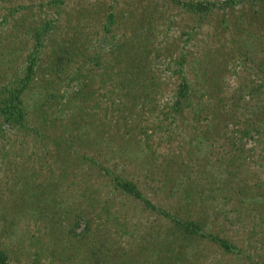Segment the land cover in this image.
Instances as JSON below:
<instances>
[{"label": "rangeland", "instance_id": "obj_1", "mask_svg": "<svg viewBox=\"0 0 264 264\" xmlns=\"http://www.w3.org/2000/svg\"><path fill=\"white\" fill-rule=\"evenodd\" d=\"M185 1L208 2L209 12L203 17L198 16L186 8ZM259 4L255 0H0V85L11 79L13 74L20 76L23 66L34 59V73L21 92L26 110L23 120L25 125L22 129H17L0 123V208L4 206V217L1 218L0 215V247L5 248L10 263L96 264L92 257L67 258L70 252L55 254V250H52L54 247L58 252L67 246L73 251L75 244L70 242L64 246L65 240L58 237L62 236V229L54 226L53 222H47L45 213L48 210L38 203L49 198L50 204L55 205L60 212L61 208L67 207L79 197L83 184L94 190V196L98 200L106 197L111 199L108 218L104 214H95L91 223L93 227L90 236L106 237L109 247L105 249V246L102 253L107 257L110 254L121 255L124 259L122 264H148L149 260L156 259L159 249L147 242L155 239L157 225L166 221L165 219L143 208L138 199L108 191V181L100 178L96 168L83 164L71 165L68 170H72L75 176L70 177L69 174L66 178L57 174L50 159L54 151L65 148L63 143L62 149L57 147L59 144L53 143V140L65 137L69 132H77L74 128L70 129L73 127L71 119L75 118L81 126H86L88 120L96 121L100 118L105 120L106 127H111L113 115L117 114L104 93L106 84L103 86L99 83L97 74L90 82L97 97L94 107H85L80 95L75 94L79 79L85 76L87 67L93 66V73L99 71V66L94 67L95 64L81 60L80 56L109 58L116 49L115 43L131 33L139 36H145L146 33L149 37L144 46L149 49L147 55L150 73L153 72L165 81L160 92L155 95L160 105L170 102L178 81L176 70L179 68L186 78L189 90L193 91V104L196 107H202L206 102L212 103V98L203 91L207 85L212 86L213 82L205 79L217 78V88H220L218 91L229 95V99H223L220 103L218 114L227 116L222 122L230 117L228 127L247 122L256 128L252 138L246 140L245 147H250V155L247 156L248 151L245 150L244 161L250 170L256 174L262 172L264 177V12L258 13V10H262ZM147 10L153 15L150 25L147 21L131 22L140 12ZM46 19L50 26L44 29L41 25ZM139 22L142 23L143 30H139ZM36 30L41 33L38 40L35 38ZM73 39L78 48L69 54L75 55L69 63L74 66L81 60L80 77L74 78L71 69L60 71L58 75L48 73L45 63L54 57L51 55H56L54 51L57 55H65L59 47L66 46ZM214 73H217L216 77ZM231 102L234 104L229 106L228 103ZM154 107H157L156 104ZM157 109H144L142 116L134 114L129 118L126 121L129 130L118 140L119 145L113 151L111 146L109 149L101 147L104 148L102 150L95 147L96 154L101 151L102 155L107 156V161L97 156L94 158L134 180L145 197L153 204L165 208L172 206L175 198L157 180L162 181V170L158 164L167 146L159 140L164 132L155 127V122L158 121L155 115L159 116ZM90 111L92 114L88 115ZM183 111L184 115L190 112L187 107ZM117 119L121 131L122 114L117 115ZM176 119L181 121L179 117ZM206 120L201 117L197 123L202 127ZM183 128L184 125L176 124L172 132L185 139L189 132L186 127L185 130H180ZM144 130L150 134L147 137L149 146L143 143ZM103 135V143L108 142L105 140V132ZM125 137L127 141L123 140ZM176 143L171 140L168 146L172 148ZM224 143L226 144L222 137L213 141L212 147L210 146L211 160L218 153L221 154L222 161L226 159ZM100 145L97 143L95 146ZM206 145L208 143H201L200 152L208 149ZM75 146L72 143L67 150L75 148L83 151L78 145ZM85 147L89 154L92 153L88 146ZM146 149L152 152L150 157L144 154ZM212 168L213 173H222V170H218V164H214ZM22 178L29 183L33 182V186L34 183H48L50 191L48 194L32 196L31 200L23 196L21 208L15 211L16 207L11 205V200H20ZM225 200L220 196L210 199L211 206L206 211L213 217L209 223L214 219L216 222L222 220L227 226L231 224L225 221L220 212L227 208V205L219 203ZM204 201L207 203V200ZM245 217L249 219L247 215ZM246 223V219L241 218L238 225L231 224L230 229L226 228L232 230L237 227L239 231H236L235 238L238 243L244 236L242 231ZM82 227L83 222L80 221L74 231L79 232ZM39 239L45 240V244L40 246ZM252 241L255 242L253 239ZM204 242L205 244L199 242L196 247L192 245L186 250L189 259L194 253L197 257H194L196 262L188 264H253L248 255H253L254 259L261 252L257 246L254 250L251 242L249 246L244 245L245 250L238 254L224 253L215 245ZM53 243L56 245H52ZM240 243L243 244L244 239ZM194 249L198 252L193 251ZM172 254V251L166 252L168 259L173 257ZM157 255H164L161 256L164 259L166 257L164 251H159ZM260 255L264 256L262 253ZM155 264H160L159 260ZM170 264L175 263L171 261Z\"/></svg>", "mask_w": 264, "mask_h": 264}, {"label": "trees", "instance_id": "obj_2", "mask_svg": "<svg viewBox=\"0 0 264 264\" xmlns=\"http://www.w3.org/2000/svg\"><path fill=\"white\" fill-rule=\"evenodd\" d=\"M255 1L260 2L259 5L261 6L259 8L262 10L260 12L258 10V13L261 14L262 11L264 12V0ZM184 5L188 10L195 12L201 17L206 15L210 9L209 3L203 1H185ZM152 16V12L147 10L142 13L140 12L131 22H135V20L140 22L147 21L150 25ZM140 22L138 25L142 24ZM41 26L46 29L47 26H50L49 20H44ZM139 30H143L142 25ZM35 34V38L38 40L41 34L40 31L36 30ZM144 35L139 36L136 33L126 35L122 40L115 43L116 49L113 51V55H109L110 57L106 59L104 57H97L96 55L80 56L81 60L85 62L91 61L95 64L94 67L99 66V71L93 73V66L87 67L86 73H84L85 76L79 79V85L75 92L76 96L80 95L87 108L96 105L97 97L93 93L94 89L90 86V82H92L93 76L97 74L99 83L103 86L106 84L104 93L109 98V104L112 106L113 111L118 116L122 114L123 124L121 131H119L117 115H113L111 127H106L105 120L100 118H97L96 121L92 119L94 122L87 119L86 126H81L75 118L71 119L73 127H70V129L74 128L77 132L74 134L69 132L65 137L61 136L53 140V143L59 144L57 147L61 148L62 143L65 145V148L54 151L50 155L51 162L57 169V174L66 178L69 177V174L70 177L75 176V173H72V170H68V167L77 164L79 166L83 164L90 168H96L100 178H105L108 181L110 186L108 191H116L126 198L138 199L141 201L143 208L149 209L153 213H156L157 217L165 219L166 221L158 223L155 239L147 242L148 244L157 246V249H159L155 256L156 259L153 261L149 260L148 264H155L157 260H159L160 264H170L171 261L175 264L196 262L194 259V257L197 259L196 253L189 259L187 255L189 253L186 250L192 247V245L196 247L199 245V242L205 244L204 241L215 245L224 253L238 254V252L241 253L245 250L244 245L247 244L249 246L250 242L253 243L252 239L255 241L252 244V248L256 250L257 246L261 249V252H258L254 259L253 255H248V259L253 264H264V256L261 257L260 255L261 253L264 255V177L262 172L256 174V172L250 170L248 168L249 165L245 164L244 161V151L247 150V156L250 155L248 150L250 147H245L246 140L252 138L256 128L247 122L242 125L228 127L230 117L227 121L222 122V119L227 116L223 113L218 114V109L223 99H229V95L218 91L220 88H217V78L210 77L205 79V81L211 80L213 82L212 86L207 85L203 91L212 98V103L206 102L204 106L196 107L193 104V91L189 90L190 87L180 68L176 70L178 81L170 102L160 105L155 95L157 92H160V88H162V84L165 81L155 76L153 72L150 73L151 67L149 55H147L149 49H145L144 46L149 37H147L146 33ZM77 48L75 47L74 39L66 46L60 45L59 49H63L65 55H57L58 53L54 51L56 55H51V57L54 56L53 60H48L45 63L47 64V72L52 75H58L60 71L71 69L72 76L79 78V70L82 67L81 60V64L77 63L74 66L69 63L71 58L75 56L69 54L74 53ZM178 64L180 65L179 61ZM22 72L20 76L13 74L11 79L0 85V123H6L17 129H22L25 125L23 120L26 110L21 92L28 85V81L34 73V59L28 61L23 66ZM216 74L214 73V77H216ZM145 79L146 82L144 83ZM155 104L159 113V116L155 115V118L158 119L155 122V127L164 132L159 140L167 144L158 164L162 170V181L157 180L175 198L172 206L170 205V207L167 206L165 208L153 204L148 197H145L134 180L115 172L94 158L97 156L107 161V156L102 155L101 151H97L98 154H96L95 147L97 150H100L101 147L109 149L111 146L113 151L119 145L118 140H121V137L129 130L126 121L134 114L142 116L144 109L155 110ZM233 104V102L228 103L229 106ZM185 107L190 111L188 115L183 114ZM262 108L264 111V106ZM202 111L204 115H202ZM90 114H92L91 111L88 112V115ZM227 115L231 116L230 114ZM176 116L181 121H177L176 118L178 117ZM201 117L207 119L206 123L202 124V127H200L201 124L197 123ZM163 122H165L164 126ZM176 124L179 126L180 124L184 125V128L186 127L187 132H189L188 135L186 134L187 138L182 139L178 135L173 134L172 131L176 127ZM184 128L180 130H185ZM109 129H111L110 132ZM104 132L106 133L105 140L108 142L103 143ZM143 134V143L149 146L147 137L150 134L145 133V130ZM219 137L224 138L226 142V144L224 143V153L227 156L224 161H222L220 153L214 156L212 160L210 159L213 141ZM125 138L123 140L127 141V137ZM171 140L177 142L172 148L168 146V142ZM202 142L208 143L206 145L208 149L204 152H200ZM72 143L76 145L75 147L78 145L83 151H78L75 148L67 150V147H70ZM97 143L101 145L95 146ZM85 146H88L92 153L89 154ZM147 150L146 153L144 151V154L150 157L152 152ZM197 150L200 152L199 154ZM214 164H218V170H222L221 174L217 175L212 172ZM221 165L223 168L220 169ZM244 165L247 166L244 167ZM49 186L48 183L41 184L40 182L34 183L33 186V182L29 183L25 178H22L19 188L20 200L17 202L11 200V205L16 207L15 211H18L21 208L20 202H22L23 196H27L31 200L32 196H40L44 193L48 194L50 191H48ZM79 192V197L69 203L67 207L61 208L60 212L55 205L50 204L49 198L46 201L38 202L44 209L48 210L45 213L47 222H53L54 226L62 229V236L58 237H62L65 240L64 246L70 242L73 245L75 244L74 252L70 251L68 246L59 250V252L56 247L52 250H55V254L70 252L67 258L92 257V261H95L94 263L96 264L97 262L101 264H122L124 259L121 255L112 256L110 254L107 257L106 254L102 253L105 246V249L109 247L104 235L90 236L93 227L91 223L95 214H104L105 218H108L112 206L111 199L106 197L98 200L94 196V190H91L87 184H83L82 191ZM217 196L222 197L223 200L226 199L225 202H219L223 206L227 205V208L223 209L224 211L220 210L225 221L238 225L241 218L246 219L247 223L244 224L242 231L244 232V236L242 235L243 237L239 243L235 238L236 231H239L237 227H233V231L226 230V228L230 229L231 224L227 226L223 224L222 220L216 222L213 219L209 223L213 216L206 209L211 206L210 199H216ZM202 200L203 202H201ZM204 200H207V203ZM227 202H230V204ZM195 205L196 207H194ZM3 209L4 206L2 205L0 208L1 218L4 217ZM80 221L83 222V227L81 231L75 232L74 228ZM102 223L100 222V224ZM226 231H229V233H226ZM45 233H47V230ZM257 235L260 236L257 238L255 237ZM242 239H244L243 244L240 243ZM44 244L45 240L39 239V245L42 246ZM52 245H56V243ZM159 251H164L165 256L166 252L172 251L173 257L168 259L169 257L166 256L164 259L161 257L164 255H157ZM193 251L198 252L196 249ZM215 262H218V260ZM0 264H15L8 261L7 252L3 247H0Z\"/></svg>", "mask_w": 264, "mask_h": 264}]
</instances>
